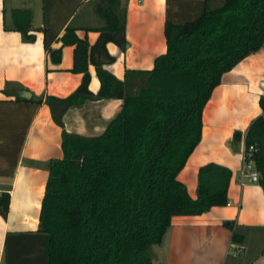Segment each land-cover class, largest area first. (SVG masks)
<instances>
[{"label":"trees","instance_id":"1","mask_svg":"<svg viewBox=\"0 0 264 264\" xmlns=\"http://www.w3.org/2000/svg\"><path fill=\"white\" fill-rule=\"evenodd\" d=\"M97 12L102 25L91 46L74 27L66 30L75 44L72 70L83 72L81 83L66 97L47 95L45 100L60 126L80 94L121 97L122 105L100 134L62 130L63 155L49 163L38 229L13 235L37 236L39 264H152L150 246L161 241L172 215L226 204L232 174L227 166L201 165L196 197L177 174L201 138L203 108L222 74L264 44V0H204L195 18L165 21L167 48L151 69L127 70L120 80L94 55L101 52L111 60L106 42L125 43V8L120 0H100ZM13 13L26 15L16 28L33 39L30 11ZM89 59L100 80L96 94L88 89ZM259 104L262 112L249 124L244 141L246 148L256 147L245 155L253 160L264 191V93ZM9 201V191H0L3 217ZM224 225L232 241L241 244L244 227L233 220Z\"/></svg>","mask_w":264,"mask_h":264},{"label":"crops","instance_id":"2","mask_svg":"<svg viewBox=\"0 0 264 264\" xmlns=\"http://www.w3.org/2000/svg\"><path fill=\"white\" fill-rule=\"evenodd\" d=\"M99 1L0 0V191L10 193L7 216L0 214V264L40 263L37 236L13 235L38 229L49 163L63 155L62 130L100 134L121 108V97L80 94L60 126L45 100L47 95L66 97L81 83L83 72L72 70L75 44L66 30L74 27L91 46L102 25ZM120 6L125 8V43L106 42L111 60H104L101 52L94 56L124 80L127 70L151 69L155 57L166 51L165 21L195 18L204 0H120ZM15 9L30 11L28 33L33 39L16 28L27 17L15 16ZM87 70L88 89L96 94L100 80L90 59ZM262 93L264 44L222 74L203 108L201 138L177 174L196 197L199 167L208 162L227 166L232 171L227 203L199 214L172 215L161 241L150 246L152 264H264V191L258 182H241L244 137L262 112ZM225 220L244 227L241 244L232 241Z\"/></svg>","mask_w":264,"mask_h":264},{"label":"built area","instance_id":"3","mask_svg":"<svg viewBox=\"0 0 264 264\" xmlns=\"http://www.w3.org/2000/svg\"><path fill=\"white\" fill-rule=\"evenodd\" d=\"M139 2L141 0H138ZM256 147L254 144H249L248 147L244 148V163H243V168H242V177L243 179L241 180V182L243 183L245 180L248 181H254V182H258V178H259V172L258 170L255 168L254 162L251 158H247L245 155V152L247 154H250L253 150H255ZM240 246L237 247L236 252L238 253L240 251Z\"/></svg>","mask_w":264,"mask_h":264}]
</instances>
